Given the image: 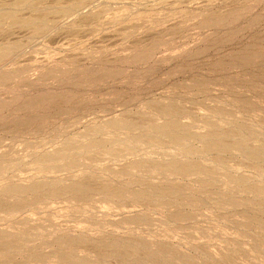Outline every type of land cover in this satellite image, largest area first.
<instances>
[{"label": "rangeland", "instance_id": "374dc122", "mask_svg": "<svg viewBox=\"0 0 264 264\" xmlns=\"http://www.w3.org/2000/svg\"><path fill=\"white\" fill-rule=\"evenodd\" d=\"M0 264H264V0H0Z\"/></svg>", "mask_w": 264, "mask_h": 264}, {"label": "bare ground", "instance_id": "6f19581e", "mask_svg": "<svg viewBox=\"0 0 264 264\" xmlns=\"http://www.w3.org/2000/svg\"><path fill=\"white\" fill-rule=\"evenodd\" d=\"M19 1H23V0H19ZM28 2H29V0H28ZM8 15V14H7ZM25 22V21H24ZM25 23H27V21L25 22Z\"/></svg>", "mask_w": 264, "mask_h": 264}]
</instances>
